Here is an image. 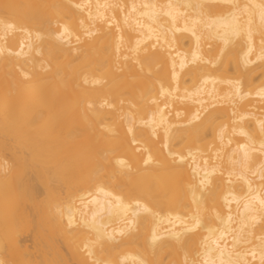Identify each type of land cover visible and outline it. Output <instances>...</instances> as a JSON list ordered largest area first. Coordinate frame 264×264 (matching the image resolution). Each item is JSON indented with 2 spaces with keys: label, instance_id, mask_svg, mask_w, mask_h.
Wrapping results in <instances>:
<instances>
[{
  "label": "bare ground",
  "instance_id": "1",
  "mask_svg": "<svg viewBox=\"0 0 264 264\" xmlns=\"http://www.w3.org/2000/svg\"><path fill=\"white\" fill-rule=\"evenodd\" d=\"M0 264H264V0H0Z\"/></svg>",
  "mask_w": 264,
  "mask_h": 264
}]
</instances>
